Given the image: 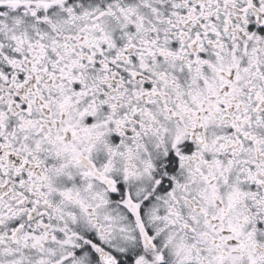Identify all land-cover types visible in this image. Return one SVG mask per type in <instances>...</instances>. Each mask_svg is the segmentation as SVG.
I'll return each instance as SVG.
<instances>
[{"label":"snow or ice","instance_id":"obj_1","mask_svg":"<svg viewBox=\"0 0 264 264\" xmlns=\"http://www.w3.org/2000/svg\"><path fill=\"white\" fill-rule=\"evenodd\" d=\"M0 264H264V0H0Z\"/></svg>","mask_w":264,"mask_h":264}]
</instances>
